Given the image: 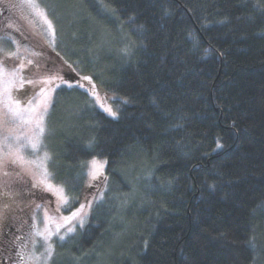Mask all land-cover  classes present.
Listing matches in <instances>:
<instances>
[{"label":"trees","instance_id":"1","mask_svg":"<svg viewBox=\"0 0 264 264\" xmlns=\"http://www.w3.org/2000/svg\"><path fill=\"white\" fill-rule=\"evenodd\" d=\"M105 2L40 0L59 57L127 101L110 118L78 86L54 93L49 169L69 202L89 160L106 166L49 264H264V0Z\"/></svg>","mask_w":264,"mask_h":264},{"label":"rangeland","instance_id":"2","mask_svg":"<svg viewBox=\"0 0 264 264\" xmlns=\"http://www.w3.org/2000/svg\"><path fill=\"white\" fill-rule=\"evenodd\" d=\"M11 1L21 19L20 22L13 21L17 22L20 27L18 33L28 32L32 37H37V43L42 44L49 52L45 54V49L41 47L38 48L35 44L32 46L34 41L31 39H21L12 26L7 28L8 25L3 22L0 10V37L3 38L0 40V47H3L6 51L16 53L15 57L9 58L5 61L7 70L11 71L13 68L23 63L26 65L22 73L25 81H36L38 79L42 80L44 77L53 76L58 78L55 79L51 85H48V87L52 89L51 101L49 103L47 113L44 114L43 126L45 131L40 137L41 143L35 152L31 149L30 145H28V138L34 136L37 132V129L35 128V119H31L29 123H23L21 120L14 119L10 115L6 114L3 103L0 102V159H2L4 153L8 151L6 145L13 144L14 146L25 145L22 149V154L25 156L26 160L37 162L36 165L25 164L23 169L14 165H9L7 170L11 173V175L8 177L3 175L4 169L0 168V210L3 211V218L0 220V264H18L16 257L17 251H20L23 254V264H44V257L47 255V252L45 251L46 246L41 237L35 236L32 225H36L37 231H43L47 226L49 230L55 232L56 223H63V221L60 220V217L70 216L72 212L80 209L82 204L85 205L84 209L81 211V216L83 217L85 225L88 222L94 202L99 201L105 192V158H93L97 161L103 162L104 164L103 174L99 175L96 180H91L89 177L88 172L90 165L87 163L86 187L83 190L84 193L81 194L77 201L69 202L68 200L66 204L61 203L57 193L45 190L44 185H40L38 183L39 180L42 179V168L38 165L43 164L46 166L48 172L51 174L49 169L50 153L45 137L48 131L46 118L53 101L54 93L56 89L62 85L78 86L86 91L89 98L92 100L93 105L110 118H116L118 116L117 108L119 104L117 102L125 103L126 99L103 90L90 75H85L76 65H71L70 62L67 61L68 59L64 56H53L51 51L57 53L55 51V47L56 41L59 40L57 36L56 24L50 14H48L45 7L40 3V0H37L39 7L43 9L47 17L53 21L55 28L54 36L49 33L47 25L43 23V20L36 14L35 10L28 3H26V0ZM59 19L64 21V16H60ZM13 39L16 43L12 42ZM122 39L125 40V37L122 36L119 39L116 38L114 43H118ZM63 45L64 44L62 43V46ZM33 53H36V55ZM100 53L101 52L96 53L94 58L89 59V64H92L93 61L98 59ZM2 55L3 53H0V56ZM28 60H32L34 64L28 65ZM82 62H84V59H82ZM37 63L40 65L39 71L35 67ZM90 66L94 70H97L96 64H92ZM83 77H89L90 80H85ZM64 82L67 83L64 84ZM80 85H83V87ZM93 85H95L94 89ZM43 87H45V85L41 82L36 85L25 83L21 88L19 87V80H17L16 85L12 88L11 95L14 100H19L21 102V106L23 107L27 104L29 98L36 96V94L39 93L40 89ZM2 89L3 83L0 81V100H2ZM94 93L99 95L100 102H103L105 106H110L113 111L116 112L115 117L111 116L100 106V102H97ZM38 98L39 97H37V99ZM23 116L25 119H28L32 116V114L25 112ZM5 137L9 138L5 140ZM14 137H18L19 139L14 141ZM45 153H47L49 159L47 161H42ZM17 172L21 173L19 177L16 175ZM49 181L53 185L63 187L62 184L56 183L52 179L51 175L49 177ZM5 183L10 186L11 194H7L9 189L4 187ZM34 183L38 184L35 188L32 187ZM64 195L67 196L65 189ZM89 202H91L90 206ZM4 205H8L7 209H4ZM37 205H40V207L38 208ZM34 216L35 220L33 219ZM10 219L12 220L9 223H12L17 219L23 221L21 225L18 226V229L20 230L18 234V241H16L15 237L12 236L7 239L3 238L4 228ZM25 219L28 220L25 221ZM79 221L80 217H77L70 225L62 227L58 235H53L50 241L53 244V247L55 245L54 239L61 242V240H59V235H65L67 227H74L75 231L67 234L66 238L83 228L80 227ZM13 240L15 241V244L12 243ZM33 241H35V244ZM9 257H12V260H9ZM37 257L39 258L37 259Z\"/></svg>","mask_w":264,"mask_h":264},{"label":"snow or ice","instance_id":"3","mask_svg":"<svg viewBox=\"0 0 264 264\" xmlns=\"http://www.w3.org/2000/svg\"><path fill=\"white\" fill-rule=\"evenodd\" d=\"M100 5L102 8L108 9L109 4L105 2V0H99ZM26 3H28L36 12L37 15L40 16V18L43 20V23L47 25V29L49 33L55 35V28L53 21L50 20L47 15L45 14L44 10L39 7V4L37 3V0H26ZM114 11V9L112 10ZM10 38V37H9ZM3 38L0 37V40ZM11 39V38H10ZM13 43H16V41L13 39ZM0 53H3L2 56H0V81L3 83V89H2V100L0 102L3 103L4 110L6 114L10 115L14 119L21 120L23 123H29L31 119H35V128L37 129V132L34 136L28 138V145H30L31 149L35 152L41 143L40 137L43 135L45 129H44V114L48 111V106L51 101V91L52 89L48 87V85H51L52 82L57 79L58 77H44L42 80H27L25 81L22 73L26 65L21 63L17 67L13 68L11 71H8L5 65V61L9 58H13L16 56L15 52L6 51L3 47H0ZM36 55V53H33ZM28 65H33L34 62L32 60H28ZM37 70H40V65L37 63L35 65ZM85 80H90L89 77H83ZM19 80V87H23L25 83L36 85L39 83H43L45 87L40 89V92L36 94V96L29 98L26 105L23 107L21 106V102L19 100H14L11 92L12 88L16 85V81ZM71 87V85H68ZM83 87V85H80ZM95 88V85H93V89ZM95 98L97 102H100V97L98 94H95ZM37 97H39L37 99ZM127 102V101H125ZM100 106L104 108L105 111H107L111 116L115 117L116 112L113 111V109L110 106H105L103 102H100ZM25 112H28L32 114V116L28 119H25L23 114ZM11 135V133H10ZM9 137H5V140H7ZM14 141L18 140V137L13 138ZM223 145L217 141L216 147L220 148ZM8 151L4 153L3 158L0 159V168H3V175L5 177H8L11 175V173L7 170L9 165L17 166L21 169L24 168L25 164H33L36 165V161H28L26 160L25 156L22 154V149L25 147V145H16L13 144H7L6 145ZM49 159L47 153L44 154L42 161H47ZM90 165V169L88 172L89 177L91 180H96L99 175L103 174V168L104 164L103 162L97 161L96 159H93L88 162ZM42 168V179L39 180L40 185H44L45 190L47 191H54L58 194L59 199L61 203L66 204L68 201V197L64 195V189L61 186L53 185L49 181L50 173L47 170V167L43 164L38 165ZM16 175L19 177L21 175L20 172H17ZM38 184L34 183L32 185L33 188L37 187ZM4 187L6 189H9V192L7 194H11L10 192V186L5 183ZM210 187H214L210 186ZM91 205V202H89V206ZM4 209H7L8 205L3 206ZM39 208L40 205H37ZM85 205H81V208L78 209L75 212H72L70 216L66 217H60V220L63 221V223H56L55 232L49 230L47 226L44 228L43 231H37L36 225L33 224L32 228L34 231L35 236L41 237L45 244V251L47 252V255L44 257V264H49V261L52 260L54 257V247L53 244L50 242L53 235H58L60 233V230L65 225H70L71 222L76 219L77 217H80V227H83L84 221L83 217L81 216V211L84 209ZM3 218V211L0 210V220ZM35 220V216L33 217ZM75 231L74 227H67L66 234L65 235H59V240L64 241L66 239V235L73 233ZM13 244H15V241H12ZM35 244V241H33ZM145 245L147 246V241H145ZM23 247V246H21ZM252 247L255 248L254 242H252ZM18 264H23L24 257L23 254L20 251H17L16 253ZM39 257H37L38 259ZM9 260H12V257H9Z\"/></svg>","mask_w":264,"mask_h":264},{"label":"flooded vegetation","instance_id":"4","mask_svg":"<svg viewBox=\"0 0 264 264\" xmlns=\"http://www.w3.org/2000/svg\"><path fill=\"white\" fill-rule=\"evenodd\" d=\"M0 10H1L2 18H3V22L8 25L7 28H10L9 26H12L13 29L18 33V30H20V27L18 26L17 22H20L21 19L17 13L15 7L12 4V1L11 0H0ZM13 21H17V22H13ZM18 35L21 39H25V40L31 39L32 41H34L32 46L35 44L36 47H38V48L41 47V48L45 49V52H44L45 54H47L49 52L42 44L37 43L38 42L37 37H32L28 32H19ZM51 53L53 54L54 57H55V55H58V53H55L53 51H51ZM12 219H10L7 222V224L4 228L3 238L7 239L8 237L12 236V237H15L16 241H18L19 240L18 234L20 232V230L18 229V226H20L23 221L20 219H17L14 222L9 223ZM27 220L28 219H25V221H27Z\"/></svg>","mask_w":264,"mask_h":264}]
</instances>
